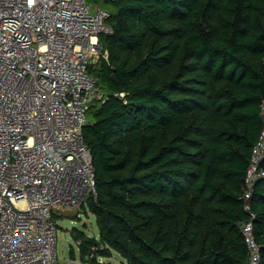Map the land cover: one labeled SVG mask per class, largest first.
Masks as SVG:
<instances>
[{"label": "trees", "instance_id": "16d2710c", "mask_svg": "<svg viewBox=\"0 0 264 264\" xmlns=\"http://www.w3.org/2000/svg\"><path fill=\"white\" fill-rule=\"evenodd\" d=\"M103 1L106 58L88 67L102 98L81 131L96 192L81 207L98 230L76 237L84 264H248L246 222L264 264V177L249 211L242 197L264 126V0Z\"/></svg>", "mask_w": 264, "mask_h": 264}, {"label": "built area", "instance_id": "2783aa9c", "mask_svg": "<svg viewBox=\"0 0 264 264\" xmlns=\"http://www.w3.org/2000/svg\"><path fill=\"white\" fill-rule=\"evenodd\" d=\"M108 16L87 0H0V264H57L55 215L96 196L81 131L102 98L88 67L106 58L98 36L110 32ZM263 154L264 126L244 178L246 211ZM241 232L248 264H262L252 223Z\"/></svg>", "mask_w": 264, "mask_h": 264}, {"label": "rangeland", "instance_id": "374dc122", "mask_svg": "<svg viewBox=\"0 0 264 264\" xmlns=\"http://www.w3.org/2000/svg\"><path fill=\"white\" fill-rule=\"evenodd\" d=\"M92 5L109 8L110 2L103 0H87ZM90 120L89 113H86V121ZM54 219L57 224L56 255L57 264H68L70 260L84 264L81 259V251L76 241V237L84 235L86 237H96L98 234L95 216L81 206L60 211ZM102 262H117L120 257L112 252L111 257H101ZM86 264H91L86 262Z\"/></svg>", "mask_w": 264, "mask_h": 264}]
</instances>
